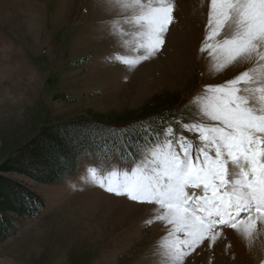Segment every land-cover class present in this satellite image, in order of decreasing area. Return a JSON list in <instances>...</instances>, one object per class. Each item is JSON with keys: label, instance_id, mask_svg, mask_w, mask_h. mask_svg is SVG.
I'll use <instances>...</instances> for the list:
<instances>
[{"label": "rangeland", "instance_id": "1", "mask_svg": "<svg viewBox=\"0 0 264 264\" xmlns=\"http://www.w3.org/2000/svg\"><path fill=\"white\" fill-rule=\"evenodd\" d=\"M173 101L178 123L139 163L95 152L58 183L6 175L45 207L0 264H264V0H0V165L43 127ZM234 104L257 118L237 139L258 162L223 127Z\"/></svg>", "mask_w": 264, "mask_h": 264}, {"label": "trees", "instance_id": "2", "mask_svg": "<svg viewBox=\"0 0 264 264\" xmlns=\"http://www.w3.org/2000/svg\"><path fill=\"white\" fill-rule=\"evenodd\" d=\"M179 114L180 107L173 101L134 118L91 116L41 128L0 165V243L20 219L36 217L45 207L43 198L6 175H23L40 184L58 183L95 152L100 161L115 156L123 163H139L145 150L159 143L162 131L178 123Z\"/></svg>", "mask_w": 264, "mask_h": 264}, {"label": "bare ground", "instance_id": "3", "mask_svg": "<svg viewBox=\"0 0 264 264\" xmlns=\"http://www.w3.org/2000/svg\"><path fill=\"white\" fill-rule=\"evenodd\" d=\"M233 22V21H232ZM261 93L263 94V91H261ZM264 177V176H263ZM233 192V191H232ZM254 192V191H253ZM256 194V193H255ZM243 195V194H242ZM190 198V197H189ZM241 198V197H240ZM246 198V197H245ZM241 200V199H240ZM188 201V200H187ZM249 201V200H248ZM264 197H261V195H258L257 196V199H256V204L257 206L260 205V206H263L264 207ZM219 240V237L217 238V241Z\"/></svg>", "mask_w": 264, "mask_h": 264}]
</instances>
